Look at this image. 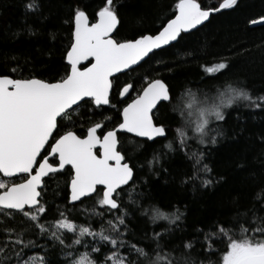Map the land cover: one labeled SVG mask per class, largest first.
<instances>
[{"label": "snow or ice", "instance_id": "6c2138e0", "mask_svg": "<svg viewBox=\"0 0 264 264\" xmlns=\"http://www.w3.org/2000/svg\"><path fill=\"white\" fill-rule=\"evenodd\" d=\"M237 3L238 0H217L205 6L199 0H175L171 15L154 32L132 38L119 35L121 18L115 0H101L91 18L84 9L76 7L64 21L69 26L70 43L64 53L63 75L57 73L45 79L35 75L14 78L11 74H0V264H49L45 256L28 255L26 250L36 247V241L28 236H47L62 251L75 246L88 249L62 264H192L190 250L195 245L215 255L213 246L217 242L225 248L216 264H264V216H254V224L249 223L247 227L238 226L239 236L221 221L207 225V231L197 227L196 235L183 242L184 251L179 257L173 255L175 249L165 251L160 243L165 234L171 233V228L153 232L150 239L156 244L154 258L144 247L126 239L125 232L121 231L122 225L126 230L127 215L121 193L133 181L135 165L130 164L118 133L153 142L166 137L168 130L164 124L157 123L155 115L160 107L171 102L173 95L163 79L142 77L144 84L132 97L131 93L136 91L134 83H119L118 74L135 71L156 55V50L178 42L182 34H191L213 14L233 9ZM25 9L40 13L42 4L40 0H27ZM261 22L264 16L249 23ZM229 66L226 59H220L205 66L203 72L216 79ZM19 70L13 67L10 73ZM189 95L192 100L186 107L191 110L196 98L191 92ZM114 96L118 97L116 102H113ZM238 101L248 102L249 107L264 108V95L254 97L247 89L228 84L224 91H218L215 101L197 109L193 130L198 134L199 143H217L216 137L223 132L219 125L211 129L210 122L224 121L225 109ZM81 108L103 116L86 129L87 121L79 123L83 134L73 130L82 115H87L81 113ZM107 110H115L116 123L105 130L113 122L111 115H104ZM191 115L188 111L187 117ZM191 125L192 121L186 119L185 126ZM177 133L178 145L172 142L166 145L171 151L188 147L184 129H177ZM191 155L194 173L182 183L199 179L203 188L217 183L211 175L212 169L202 162L203 153ZM153 160L158 161L159 157L154 156ZM60 176H65L66 200L73 207L77 202L83 204L85 199L94 200L100 211L94 207L93 215L103 218L105 213L112 214L107 229L101 226L96 231L90 223L78 224L59 207L58 217L48 219L50 206L44 193L48 181ZM15 177L20 181L16 182ZM255 200L264 205V187L255 193ZM149 211L153 222L166 220L175 224L184 216L179 209L172 213L158 208ZM102 250L103 259L98 262L93 254ZM132 253L136 259L131 258ZM72 255V251L65 252L66 257Z\"/></svg>", "mask_w": 264, "mask_h": 264}, {"label": "trees", "instance_id": "16d2710c", "mask_svg": "<svg viewBox=\"0 0 264 264\" xmlns=\"http://www.w3.org/2000/svg\"><path fill=\"white\" fill-rule=\"evenodd\" d=\"M26 2L0 0V74H11L14 78L35 75L45 79L57 73L63 75L64 53L70 43L69 26L64 21L76 7L84 9L91 18L101 0H40L42 11L36 14L25 9ZM199 2L207 6L217 0ZM115 4L121 18L119 35L132 38L140 33L154 32L161 21L171 15L175 0H115ZM261 16H264V0H240L233 9L213 15L198 30L182 34L183 38L178 42L156 51V55L135 71L119 77V83H134L136 91L132 97L143 86L142 77L163 79L173 95L171 102L160 107L155 115L157 123L166 126V137L153 142L119 134L130 164L135 165L134 179L121 193L122 206L127 209L126 230L122 225L121 231L125 232L126 239L144 247L153 258L156 244L150 238L154 231L171 228V233L165 234L160 243L165 251L175 249L173 255L179 257L184 251L183 242L196 235L197 227L207 231V225L221 221L239 236L238 226L247 227L249 223L254 224V216H264V205L255 200V193L264 187V108L249 107L246 106L248 102L238 101L225 109V120H212L209 125L211 129L219 125L223 132L222 136L216 137L215 145L199 143L198 134L193 130L197 109L215 101L218 91H224L228 84L245 88L254 97L264 95V24L251 26L249 23ZM220 59H226L230 65L225 73L217 74L216 79L206 76L203 68ZM13 67L20 70L10 73ZM189 92L196 98L191 110L186 107L192 100ZM117 99L114 96L113 102ZM80 111L87 113L73 129L80 134L83 130L79 123L87 121L84 123L86 129L89 124L103 119L99 114L88 113L87 108ZM188 111L192 112L191 117H187ZM104 115L113 117L105 130L114 127L115 110H107ZM186 119L192 121L190 127L185 126ZM180 128L187 134L188 147L171 151L166 145L169 142L178 145L177 129ZM209 134L215 135V132ZM129 140L133 143H128ZM192 153H203L202 162L212 169L211 175L217 183L209 188L201 187L199 179L182 183L194 173ZM154 156L159 160L154 161ZM14 180L17 182L16 178ZM66 195L65 176L48 181L44 199L50 206L49 220L58 217L56 210L59 207L78 224L90 223L96 231L101 226L108 228L111 213H105L103 218L95 216L91 210L94 207L97 211L100 209L94 200L85 199L83 204L78 202L73 207ZM153 208L164 213L179 209L184 216L175 224L166 220L153 222L149 211ZM27 238L36 241L35 248L26 250L28 255L45 256L49 264L76 259L88 250L75 246L62 251L61 246L47 236ZM224 248V244L215 243L213 251L216 254L211 255L197 244L190 250L191 262L216 264ZM67 251H72L73 255L66 257ZM93 258L98 262L103 259V250L93 254ZM131 258L136 259L135 253Z\"/></svg>", "mask_w": 264, "mask_h": 264}, {"label": "water", "instance_id": "95a60500", "mask_svg": "<svg viewBox=\"0 0 264 264\" xmlns=\"http://www.w3.org/2000/svg\"><path fill=\"white\" fill-rule=\"evenodd\" d=\"M240 0H238V2H239ZM238 4V3H237ZM227 10H230V9H227ZM227 10H223V11H227ZM223 11H221V12H223ZM220 13V12H219ZM215 14H218V13H215ZM215 14H213V15H215ZM211 19V18H210ZM257 20H258V18H257ZM94 22V21H93ZM208 21H206L205 23H207ZM204 23V24H205ZM261 24H264V22H261V23H257V24H251V26H258V25H261ZM201 27V26H200ZM192 31H194V30H192ZM174 43H176V42H172V44H174ZM168 46H170V45H168ZM168 46H164L163 48H166V47H168ZM162 48V49H163ZM158 50H160V49H158ZM158 50H156V51H158ZM86 63V62H85ZM119 75V74H118ZM119 134H124V133H118V136H119ZM129 135H131V136H134V135H132V134H129ZM137 138H139V137H137ZM140 139H146L147 140V138H140ZM157 139V138H156ZM151 141V140H150ZM16 178V177H15ZM7 179V178H6ZM14 179V178H13ZM131 182V181H130ZM129 182V183H130ZM127 186V185H126ZM125 187V186H124ZM78 203V202H77Z\"/></svg>", "mask_w": 264, "mask_h": 264}, {"label": "flooded vegetation", "instance_id": "af4514ba", "mask_svg": "<svg viewBox=\"0 0 264 264\" xmlns=\"http://www.w3.org/2000/svg\"><path fill=\"white\" fill-rule=\"evenodd\" d=\"M121 75H123V74H119L118 76L120 77ZM123 82H127V81H122L121 83H123ZM129 83H132V82H129ZM133 93H134V92L131 93V96H132ZM14 179H15V178H14ZM16 179H17V182L20 181V178H19V177H16Z\"/></svg>", "mask_w": 264, "mask_h": 264}, {"label": "rangeland", "instance_id": "374dc122", "mask_svg": "<svg viewBox=\"0 0 264 264\" xmlns=\"http://www.w3.org/2000/svg\"><path fill=\"white\" fill-rule=\"evenodd\" d=\"M4 179H6V178H4ZM78 258V257H77Z\"/></svg>", "mask_w": 264, "mask_h": 264}]
</instances>
